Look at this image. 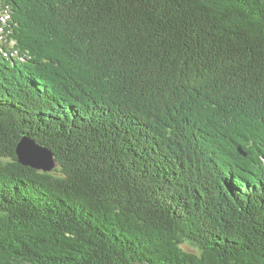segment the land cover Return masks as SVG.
Returning <instances> with one entry per match:
<instances>
[{
  "label": "trees",
  "instance_id": "trees-1",
  "mask_svg": "<svg viewBox=\"0 0 264 264\" xmlns=\"http://www.w3.org/2000/svg\"><path fill=\"white\" fill-rule=\"evenodd\" d=\"M0 58V264H264V0H0Z\"/></svg>",
  "mask_w": 264,
  "mask_h": 264
},
{
  "label": "water",
  "instance_id": "water-1",
  "mask_svg": "<svg viewBox=\"0 0 264 264\" xmlns=\"http://www.w3.org/2000/svg\"><path fill=\"white\" fill-rule=\"evenodd\" d=\"M16 152L23 165L44 171H51L57 166L51 149L30 136H23L17 144Z\"/></svg>",
  "mask_w": 264,
  "mask_h": 264
},
{
  "label": "rangeland",
  "instance_id": "rangeland-1",
  "mask_svg": "<svg viewBox=\"0 0 264 264\" xmlns=\"http://www.w3.org/2000/svg\"><path fill=\"white\" fill-rule=\"evenodd\" d=\"M30 167H31V166H30ZM32 168H33V167H32ZM186 248H187V249H190V247H189V246H186Z\"/></svg>",
  "mask_w": 264,
  "mask_h": 264
},
{
  "label": "bare ground",
  "instance_id": "bare-ground-1",
  "mask_svg": "<svg viewBox=\"0 0 264 264\" xmlns=\"http://www.w3.org/2000/svg\"><path fill=\"white\" fill-rule=\"evenodd\" d=\"M1 59V58H0ZM83 102V101H82Z\"/></svg>",
  "mask_w": 264,
  "mask_h": 264
}]
</instances>
